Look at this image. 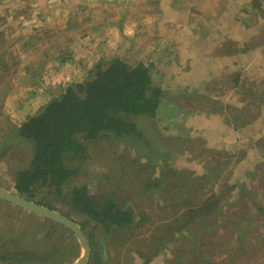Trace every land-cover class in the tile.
<instances>
[{
	"label": "rangeland",
	"instance_id": "374dc122",
	"mask_svg": "<svg viewBox=\"0 0 264 264\" xmlns=\"http://www.w3.org/2000/svg\"><path fill=\"white\" fill-rule=\"evenodd\" d=\"M34 34L57 47H25ZM46 47L70 56L60 64ZM0 56V186L13 191V169L32 154L9 134L95 65L123 56L154 68L163 98L155 117L135 118L141 139L87 141L88 176L78 174L89 192L110 190L146 216L109 242L94 232L101 263L129 264L139 251L150 264H264V0H0ZM212 194L208 215L185 213ZM48 223L0 206V257L27 249L72 264L77 240ZM171 224L181 231L173 241ZM202 243L201 261L193 245Z\"/></svg>",
	"mask_w": 264,
	"mask_h": 264
},
{
	"label": "trees",
	"instance_id": "16d2710c",
	"mask_svg": "<svg viewBox=\"0 0 264 264\" xmlns=\"http://www.w3.org/2000/svg\"><path fill=\"white\" fill-rule=\"evenodd\" d=\"M40 38L35 34L25 47L45 42L46 37ZM46 45L57 47V44L50 45L49 41ZM48 47L42 54L50 57L52 61L58 60L62 64L70 56L67 51H49ZM3 61L0 56V62ZM153 69L141 63L131 66L123 56H114L107 63L95 65L83 82L62 88L57 97H53L40 111L28 117L9 134L10 139L28 142L32 147L28 167L13 169L11 173L13 191L28 200L60 212V208L55 207L53 200L49 198L57 197L69 207L67 213H60L73 219L82 230L90 226V233L86 236L91 246L92 260L88 264H102L99 259L100 252L96 250L98 241L94 238V232L99 231L100 241L109 242L117 232H124L146 219V216L135 211L134 206L125 201L120 202L110 190L101 194L97 189L96 193L91 194L88 183H85V178L80 175L84 177L85 174L82 170L85 169L87 141L97 144L101 139L136 141L142 138V133L136 128L135 118L155 117L163 98L162 83L160 81L156 84L153 81ZM6 140L5 142L9 143L10 140ZM140 166H143V163ZM176 181L182 183L183 179L176 176ZM229 186L233 188L236 185L225 184L224 188L228 192ZM44 190L47 197H38L39 192ZM212 197L216 199L212 194L200 204L190 206L185 213L194 215L206 209L204 214L208 215L207 209L210 210ZM0 206L9 207L17 213L24 212L1 199ZM193 218L194 216L187 218L186 222L192 224ZM45 221L49 222L50 226L72 234L55 222L46 219ZM175 221H182L181 213L174 218ZM170 228L174 233H171L172 241L178 239L181 231L174 228L173 224ZM61 236L64 237V234ZM200 246H203V243L193 245L196 258L198 256L202 261V256L197 255L200 253ZM164 249L165 247L162 248ZM12 252L11 257L10 254L8 257H0V264H48L41 256L27 249L20 251L14 248ZM154 252V255L164 257L160 249ZM128 255L132 257L129 264H136L134 259L135 262L138 259V264H150L151 258L139 251H129Z\"/></svg>",
	"mask_w": 264,
	"mask_h": 264
},
{
	"label": "water",
	"instance_id": "95a60500",
	"mask_svg": "<svg viewBox=\"0 0 264 264\" xmlns=\"http://www.w3.org/2000/svg\"><path fill=\"white\" fill-rule=\"evenodd\" d=\"M0 199L22 211L36 215L43 219L55 222L69 230L80 246L78 258L72 264H88L91 254V246L83 233L81 227L70 217L63 215L56 210L42 206L34 201L28 200L14 191L0 186Z\"/></svg>",
	"mask_w": 264,
	"mask_h": 264
},
{
	"label": "crops",
	"instance_id": "0c3cea01",
	"mask_svg": "<svg viewBox=\"0 0 264 264\" xmlns=\"http://www.w3.org/2000/svg\"><path fill=\"white\" fill-rule=\"evenodd\" d=\"M35 35V34H34ZM49 40H47V42H48ZM50 42V41H49ZM42 43V42H41ZM198 67V66H197ZM171 68H172V66H171ZM172 70H173V68H172ZM162 72H165V69L162 71ZM161 73H159V75H160ZM171 74L173 75H175V72L173 71V72H171ZM160 76H164V75H160ZM162 81L161 82H163V78H160Z\"/></svg>",
	"mask_w": 264,
	"mask_h": 264
}]
</instances>
